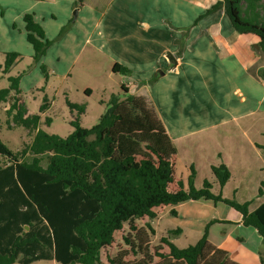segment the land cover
Segmentation results:
<instances>
[{
    "label": "trees",
    "instance_id": "1",
    "mask_svg": "<svg viewBox=\"0 0 264 264\" xmlns=\"http://www.w3.org/2000/svg\"><path fill=\"white\" fill-rule=\"evenodd\" d=\"M217 11L225 12L237 32L258 35L264 53V0H217L195 23ZM24 22L33 48L31 66L39 65L48 79L50 70L41 60L53 40L32 13L24 15ZM22 56L7 52L0 65L3 73L10 72ZM28 71L10 75L9 86L0 89V102L10 92L16 93L7 112L8 128L23 126L31 137L17 151L0 139V264L41 260L58 264H241L209 240V228L218 219L209 221L197 242L186 247L173 241L182 234L181 227L169 229L154 245L153 225H135L138 219L157 218V207L189 200L223 202L235 208L242 214V223L256 229L264 245V202L250 210L251 201L239 202L222 192L214 193L208 179L196 187L193 165L188 188L181 180L178 189L171 188L178 149L145 98L122 85L125 96L113 94L107 110L92 127L81 124L86 106L67 100L78 116L71 121L73 131L62 137L42 129V114L29 113L22 101L21 80ZM113 72L130 75L132 71L115 63ZM50 104L46 98L41 112ZM45 122L50 125L52 118ZM211 172L221 188L232 176L225 164L211 165ZM263 188L264 182L260 194ZM171 214L178 213L172 209ZM125 224L131 230L123 236L127 247L103 261V249L114 244L115 232ZM260 264H264V251L260 252Z\"/></svg>",
    "mask_w": 264,
    "mask_h": 264
},
{
    "label": "crops",
    "instance_id": "2",
    "mask_svg": "<svg viewBox=\"0 0 264 264\" xmlns=\"http://www.w3.org/2000/svg\"><path fill=\"white\" fill-rule=\"evenodd\" d=\"M35 2L38 6L27 2L28 5L15 8L11 5L0 8V18L9 14L10 20L9 24L0 25V34L6 36L0 39V65L4 64L7 52L21 53L15 47L14 24L20 21V27L25 28L24 15L32 13L47 37L53 40L41 60L50 74L69 75L83 55L87 57L94 49L102 52L112 61V69L115 63L131 69L121 86L125 84L131 94L152 103L174 144L178 139L212 129L245 135L242 121L251 122L254 115L264 114V55L257 47L260 37L237 32L224 11L211 13L195 23L217 0ZM32 55L33 51L31 58ZM14 94L12 91L8 95ZM260 143L263 142H248L258 156H262ZM231 144L237 148L238 141ZM220 148L214 147L210 164H225L233 175L234 166ZM217 156L222 160L217 162ZM190 174L191 169L187 179L184 174L180 177L176 174L175 179L181 180L187 189ZM262 182L264 178L259 180V189ZM172 186L174 190L179 188ZM189 201L180 203L182 212L178 209L180 204L171 205L170 210L175 209L177 216L181 214L189 219L198 218L202 210L211 206L208 203L185 205ZM246 201H251L250 210H255L264 202V191L256 203ZM214 219H218L215 223L221 228H209V240L213 244L228 251L241 264H260V252L264 251L262 237L256 229L242 223L239 211L229 206L223 216ZM187 223L204 228L193 221Z\"/></svg>",
    "mask_w": 264,
    "mask_h": 264
},
{
    "label": "rangeland",
    "instance_id": "3",
    "mask_svg": "<svg viewBox=\"0 0 264 264\" xmlns=\"http://www.w3.org/2000/svg\"><path fill=\"white\" fill-rule=\"evenodd\" d=\"M38 6L35 0H0V8L6 5L12 7H19L20 4ZM3 14V13H2ZM75 15V14H74ZM4 16V15H2ZM10 23L9 14L0 18V25L4 26ZM14 24V23H13ZM16 31L15 47L23 55L18 63L8 73H3L0 69V89L9 86L8 77L16 75L24 70L29 69L24 77V84L21 93L22 101L27 107L29 113H41L42 123L41 128L53 134H58L62 137L68 136L74 129L71 121L78 116V111L72 110L67 103V100L85 105L86 111L81 115V124L85 127H92L98 121L100 116L107 110L109 102L113 94H118L121 97L125 96L122 91V82L126 76L122 73H115L112 69V61L109 57L96 49L93 50L87 57L82 58L75 63L69 75H58L56 73L50 74L48 79L44 76L41 69L32 64V48L31 44L26 39L25 28L20 27V21L14 24ZM55 29L51 30V33ZM20 31V33H19ZM5 34H0V39L5 38ZM0 43V55H1ZM4 46V45H3ZM264 55V53H263ZM264 60V56L262 57ZM128 84V82H127ZM125 85V84H123ZM126 86V85H125ZM15 97H6L0 102V139L13 151L20 150L26 142H30L31 137L28 135V130L23 126L8 128V110L10 109L9 100ZM48 99L51 104L45 112H41V105L45 99ZM152 104V103H151ZM47 117L52 118V123L46 124ZM254 120L251 122L242 121L245 135L240 132L230 134L228 131L223 132L221 129H212L209 132H202L185 139L176 140L178 149L177 162L175 161V168L177 177L182 174L190 173V166L196 169V177L194 179L195 186L200 188L206 179L213 182V192H222L226 198H234L239 202H244L247 199L254 200L255 203L261 198L259 193V180L264 174V114L258 113L254 115ZM252 140L260 143V151L262 156L249 147L248 142ZM238 141L237 148L232 147V142ZM193 142V143H191ZM241 145V146H239ZM219 146L220 151H223L224 156H228L234 166V173L227 186L221 188L215 176L211 172V157L215 155L214 147ZM239 146V147H238ZM176 160V158H175ZM220 159L217 156V162ZM218 164V163H214ZM177 179V178H176ZM172 185L179 187L178 179ZM187 179V178H186ZM173 187V186H172ZM264 191V188H263ZM190 203H208L211 206L202 210L198 218L193 217L186 219L183 215L171 214L170 206H160L155 208L158 216L155 219L145 217L135 221L138 228L146 227L147 223L153 225L156 230L155 235H152V243L157 245L160 243V238L167 235L169 229L181 227L184 229L183 233L174 237L173 241L180 247H186L194 244L202 236L206 224L214 219L219 218L225 214L228 205L223 202L217 203L216 207L213 202H206L205 200L189 201ZM253 203V202H252ZM183 204L178 206V209L183 210ZM187 221L195 222L204 227L198 229L192 226ZM212 230H217L219 224L214 223L210 226ZM200 230V231H198ZM129 224H125L122 230L115 232V242L112 246L103 249L102 259L107 262L108 256H116L118 252L127 247L123 236L130 232ZM253 244V243H252ZM254 244H256L254 242ZM167 249V247L165 248ZM133 258V257H132ZM14 264H20L16 262ZM34 264H58L54 260H41Z\"/></svg>",
    "mask_w": 264,
    "mask_h": 264
},
{
    "label": "water",
    "instance_id": "4",
    "mask_svg": "<svg viewBox=\"0 0 264 264\" xmlns=\"http://www.w3.org/2000/svg\"><path fill=\"white\" fill-rule=\"evenodd\" d=\"M257 47H259V45H257Z\"/></svg>",
    "mask_w": 264,
    "mask_h": 264
}]
</instances>
